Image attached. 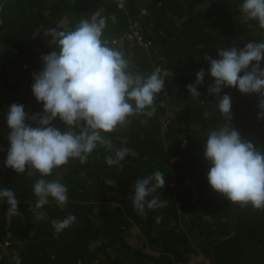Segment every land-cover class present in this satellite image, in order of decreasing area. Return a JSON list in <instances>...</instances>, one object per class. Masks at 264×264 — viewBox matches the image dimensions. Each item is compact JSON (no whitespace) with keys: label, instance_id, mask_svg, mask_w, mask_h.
Wrapping results in <instances>:
<instances>
[{"label":"trees","instance_id":"obj_1","mask_svg":"<svg viewBox=\"0 0 264 264\" xmlns=\"http://www.w3.org/2000/svg\"><path fill=\"white\" fill-rule=\"evenodd\" d=\"M242 3L0 0V190L14 191L22 213L9 217L6 200L0 202V264H264V210L241 208L213 190L204 156L209 131L225 122L218 98L208 93L214 78L204 55L219 59L218 48L235 44L242 49L264 41V29L243 15ZM94 14L107 18L102 39L124 53L130 70H159L165 79L156 111L151 117H130L125 127L105 134L112 140L111 151L98 146L84 165L70 160L48 177L35 170L28 174L27 166L25 174H18L5 166L9 108L15 103L24 105L29 116L43 112L32 92L33 74L43 69L41 55L57 50L45 33L74 30ZM260 63L264 68V60ZM200 69L204 84L194 98L187 85L195 83ZM224 94L231 97L232 127L264 151V119L257 118L260 97L229 87ZM52 126L67 130L59 118ZM120 148L129 150L125 159L109 166L105 157ZM155 171L165 175V186L153 195L167 206L146 209L142 217L133 207L134 184ZM41 178L64 184L68 201L61 208L49 198L37 220L33 186ZM69 215L76 222L57 233L52 221Z\"/></svg>","mask_w":264,"mask_h":264},{"label":"clouds","instance_id":"obj_2","mask_svg":"<svg viewBox=\"0 0 264 264\" xmlns=\"http://www.w3.org/2000/svg\"><path fill=\"white\" fill-rule=\"evenodd\" d=\"M240 9L264 29V0H243ZM112 20L115 22L116 17ZM106 26L107 18L94 14L91 20H81L74 30L51 28L45 33L51 37L50 46L57 50L41 55L43 69L33 74L32 92L37 102H42L43 112L29 116L24 105L10 106L6 117L10 129L6 167L22 175L27 166L28 174L35 170L41 177H48L70 160L84 165L98 146L111 151L112 140L105 134L125 127L130 117L154 115L165 79L159 70L150 74L130 70L124 53L102 39ZM217 54L219 59L205 54L204 60L214 78L208 93L218 98L217 107L225 122L209 131L204 145L205 159L211 165L207 179L211 188L232 204L264 210V151L241 139L231 125V97L220 96L225 87L237 88L242 94H257L260 97L257 118L264 119V68L260 63L264 60V41L249 42L242 49L235 44L221 47ZM204 77L205 71L200 69L195 83L187 85L192 97L199 98L197 88L203 86ZM57 118L67 126L63 133L52 126ZM26 120L37 126L32 127ZM128 151L120 148L105 157L106 163L119 165ZM164 186L165 175L160 171L136 180L133 207L138 215L146 217V209L167 206L166 200L153 195ZM33 192L38 198L33 210L37 220L42 219L38 210L49 203V198L61 208L68 201V188L58 180L41 178L35 182ZM5 200L9 217L22 215L12 189L0 190V202ZM76 219L75 215H69L63 220H53L52 226L59 233Z\"/></svg>","mask_w":264,"mask_h":264}]
</instances>
